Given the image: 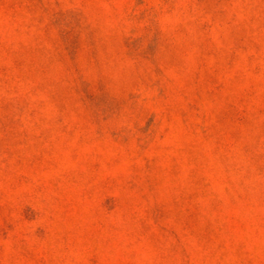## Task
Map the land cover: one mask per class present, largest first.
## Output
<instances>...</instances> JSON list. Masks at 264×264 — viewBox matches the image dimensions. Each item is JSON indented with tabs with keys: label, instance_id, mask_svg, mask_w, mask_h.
Returning <instances> with one entry per match:
<instances>
[{
	"label": "rangeland",
	"instance_id": "obj_1",
	"mask_svg": "<svg viewBox=\"0 0 264 264\" xmlns=\"http://www.w3.org/2000/svg\"><path fill=\"white\" fill-rule=\"evenodd\" d=\"M0 264H264V0H0Z\"/></svg>",
	"mask_w": 264,
	"mask_h": 264
}]
</instances>
